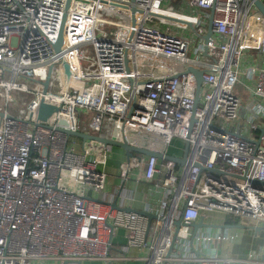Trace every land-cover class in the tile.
I'll use <instances>...</instances> for the list:
<instances>
[{
    "label": "built area",
    "instance_id": "2783aa9c",
    "mask_svg": "<svg viewBox=\"0 0 264 264\" xmlns=\"http://www.w3.org/2000/svg\"><path fill=\"white\" fill-rule=\"evenodd\" d=\"M67 1L0 0V264H264V243L245 255L220 253L219 243L241 240L240 229L194 235L192 226L217 211L264 226V187L253 185L264 180V13L256 1L171 0L164 8L166 0H70L68 9ZM169 11L193 28L155 15ZM189 67L204 70L195 110ZM241 73L245 100L236 92ZM42 101L57 106L46 124L31 119ZM60 128L166 153L178 137L189 142L187 162L127 157L118 147L115 172L117 146ZM147 183L163 188L158 202L145 201L151 221L124 209L136 200L131 185Z\"/></svg>",
    "mask_w": 264,
    "mask_h": 264
},
{
    "label": "water",
    "instance_id": "95a60500",
    "mask_svg": "<svg viewBox=\"0 0 264 264\" xmlns=\"http://www.w3.org/2000/svg\"><path fill=\"white\" fill-rule=\"evenodd\" d=\"M256 4L258 5L259 9L264 13V3L261 0H255ZM70 6V0L67 1V9ZM132 10L135 12L136 8L133 7ZM156 16L159 17H163L166 18L168 20L171 21H175V22H180V23H184L187 24L188 26L193 28V24L183 18L180 17H174V16H169V15H160V14H155ZM65 20H66V14L64 16L63 22H62V26L59 32V36L56 39V41H54V47L55 50L57 52H59L61 50L63 41H64V24H65ZM213 22H214V10L211 11V15L208 19V31L207 33L204 35V40H205V54H207V49H208V42L210 40V37L213 33ZM63 64H64V69H65V74L67 75V77L70 76L71 71H70V66L69 64L66 62L65 59H63ZM127 70H129V65L127 63ZM188 71L192 72L195 74L196 76V80H197V89H196V97H195V107L194 110L196 109V107L199 104L200 101V91H201V87L204 81V70L203 69H198L195 67H189ZM48 85V80L45 82V86L47 87ZM57 109L56 105L53 104H49L46 103L44 101H42L34 110L33 113L31 115V119L33 121H38L41 124H46L49 116L52 114L53 111H55ZM0 116H3V113L0 112ZM195 121V117H194V113L192 115L191 118V123H193ZM62 123H66L64 120L61 121ZM61 131L65 132L68 136H76L81 138L83 141L87 140V139H91V140H96V141H100L106 145H112V146H117V147H121L125 150L127 157H130L131 155H133L134 153H139V154H143V155H149V156H157L159 158H163V159H167V160H171L174 161L176 163H180V164H185L187 162V154H188V150H189V142L186 141L185 143V148H184V152L183 155L180 157L178 155H174L171 153H166L165 151H153L150 150L148 148L139 146V145H134L131 143H128L127 141L125 142H120L117 141L116 139H112V138H108V137H104L101 135H96V134H89V133H85L82 131H74V130H68L65 128H60ZM261 133L264 132V127H262L261 129ZM203 169V168H202ZM210 172H218L221 173V171H219L218 169H209ZM253 185L254 186H262L264 187V180L261 179H254L253 180ZM114 208H119V205L117 203V200L114 201V203L112 204ZM125 210H136L142 214L147 215L150 218V221L156 217L155 214L145 211V210H137L135 208L132 207H125ZM183 221L182 218H180L179 220L176 221V225H177V231L179 230L180 226L182 225ZM193 226V232L194 235L198 232L199 229H203V228H236V229H252L255 231V233H259L260 231L264 230V226L261 225H249V224H245L241 221L236 222V223H214V222H209L206 220L205 216H202L200 218L199 221L197 222H193L192 224ZM263 259H264V254H263ZM81 264V263H79Z\"/></svg>",
    "mask_w": 264,
    "mask_h": 264
},
{
    "label": "crops",
    "instance_id": "0c3cea01",
    "mask_svg": "<svg viewBox=\"0 0 264 264\" xmlns=\"http://www.w3.org/2000/svg\"><path fill=\"white\" fill-rule=\"evenodd\" d=\"M169 15L178 16L180 14H177L175 12L169 11ZM243 97H244V100H245L247 95L243 94ZM171 154H173V153H171ZM174 155L182 156L183 153L174 154ZM118 158L120 160V156L119 155H118ZM119 160H118L117 166L119 165ZM117 166H116V168H117ZM112 167H113V163L110 162V170L114 169ZM131 187L136 188L137 191H136V200L130 202V204H131V207H133V208H135L137 210H144L145 201L150 199L151 197H153L152 200L154 202H158V200H160V198L162 196V191H163L162 186L157 187L154 183H147L145 185L144 184H140V185L132 184ZM151 187H156V189H158L155 196H151V193H150L151 192ZM242 234H243V237L239 241V242H241L240 244H239V242L232 243L230 241H223V242L219 243L217 246L220 247V248L222 247V250H223V252L220 251V253H222L224 255H245L250 249L259 247L261 244L264 243V236H263L264 233L262 234V232H260L261 235L259 237H256V233L252 229L242 230ZM260 237H261V239H260ZM125 241H126L125 231L123 229H119L117 231L115 242L119 243V244H122ZM249 243H254V244H249ZM228 247L230 249H233L231 254H227L226 253V250H229ZM243 249H246V250L242 251ZM131 254L132 255H137V254H139V251L137 249H133ZM129 262H135L137 264H143L142 261L132 260V261H129ZM87 264H98V263L92 261V262H88Z\"/></svg>",
    "mask_w": 264,
    "mask_h": 264
},
{
    "label": "rangeland",
    "instance_id": "374dc122",
    "mask_svg": "<svg viewBox=\"0 0 264 264\" xmlns=\"http://www.w3.org/2000/svg\"><path fill=\"white\" fill-rule=\"evenodd\" d=\"M171 5V0H166V2L164 3V8H167V7H169ZM187 30H188V32L189 33H187V35L186 36H189L190 34H192V32H193V30L190 28V27H188L187 28ZM173 32H176V33H179V34H181V35H185V30L184 29H181V30H179V31H176V27H174V30H173ZM86 51H87V54H88V56H90V57H94V50H93V47L92 46H88L87 48H86ZM245 63V62H244ZM243 67H245V65L243 64ZM244 82H245V76H244V74L243 73H241L240 74V81H238V83H237V86H236V92H238L239 94H244V95H246V91L244 90ZM60 87V86H59ZM28 99V97H24V99L23 100H21V102L22 101H24V100H27ZM20 104H18V105H16V106H14V108H20ZM16 109L14 110V112H16ZM87 118L85 119V121H84V124L85 125H87L88 124V122H87ZM218 124H226V123H228V122H224L223 120H217L216 121ZM185 141L184 140H182V139H180V138H178V137H175L173 140H172V142H171V144L169 145V152L170 153H173V154H179V153H183V151H184V148H185ZM118 147H115L114 148V156L112 157V160H111V162L113 163V167L112 168H114V169H112V171H117V169H116V166H117V163H118V160H119V158H118ZM230 218H234V216L232 215V214H229V213H222V212H219V211H217V212H212V213H209L208 214V219H207V221H209V222H214V223H225L228 219H230ZM249 224H254V222L255 221H253V220H249V221H247ZM227 223V222H226ZM264 236V235H263ZM260 239H261V237H260ZM249 244H254V243H249ZM230 247V246H229ZM228 247V248H229ZM252 247V246H251ZM232 250L233 249H230L229 248V250H226V253L227 254H231V252H232ZM246 249H243L242 251H245ZM220 251L221 252H223V250L222 249H220ZM238 251V250H237ZM234 252V251H233ZM127 264H137V263H135V262H128Z\"/></svg>",
    "mask_w": 264,
    "mask_h": 264
},
{
    "label": "bare ground",
    "instance_id": "6f19581e",
    "mask_svg": "<svg viewBox=\"0 0 264 264\" xmlns=\"http://www.w3.org/2000/svg\"><path fill=\"white\" fill-rule=\"evenodd\" d=\"M168 14H169V13H168ZM178 16L183 17V16H181V15H178ZM183 18H184V17H183ZM219 229H221V230H220V233H222V234H225V233L228 232V230H226V229H224V228H209V229L204 228L203 231H205V230L219 231ZM229 231H230V230H229ZM237 232L241 235V239H242V237H243L242 230H241V229H240V230H237ZM232 243H235V242H232Z\"/></svg>",
    "mask_w": 264,
    "mask_h": 264
},
{
    "label": "trees",
    "instance_id": "16d2710c",
    "mask_svg": "<svg viewBox=\"0 0 264 264\" xmlns=\"http://www.w3.org/2000/svg\"><path fill=\"white\" fill-rule=\"evenodd\" d=\"M239 221H240V218L234 216V218H230L226 222L227 223H236V222H239Z\"/></svg>",
    "mask_w": 264,
    "mask_h": 264
}]
</instances>
